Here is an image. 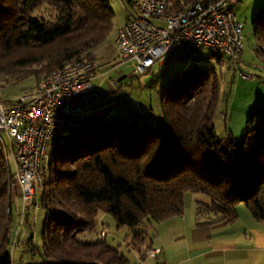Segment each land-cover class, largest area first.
<instances>
[{
  "label": "trees",
  "instance_id": "trees-1",
  "mask_svg": "<svg viewBox=\"0 0 264 264\" xmlns=\"http://www.w3.org/2000/svg\"><path fill=\"white\" fill-rule=\"evenodd\" d=\"M167 1L181 10L195 0ZM43 3L56 8V18L32 16ZM113 17L110 0H0V48L35 50L13 64L39 66L21 77L34 75L36 88L67 62L94 60L93 50L105 40ZM252 25L256 39H264V6ZM211 52L210 57H222ZM16 73L22 71L0 68V76ZM218 95L215 67L193 66L162 87V124L139 127L99 113L81 115L77 127L48 145L42 185L31 203L45 211L43 248L39 251L28 235L18 263L11 253L16 242L4 231L11 214V174L0 145V264H21L24 255L37 250L47 264H139L106 242L105 233L92 238L97 218L108 214L116 227L136 230L181 215L191 192L209 197L204 210L211 213L210 223L234 222L240 203L255 221L264 222V107L250 112L241 141L218 138L213 124ZM202 209L198 204L196 216ZM145 233L135 231L128 244L132 250L148 248L144 255L151 256Z\"/></svg>",
  "mask_w": 264,
  "mask_h": 264
},
{
  "label": "rangeland",
  "instance_id": "rangeland-1",
  "mask_svg": "<svg viewBox=\"0 0 264 264\" xmlns=\"http://www.w3.org/2000/svg\"><path fill=\"white\" fill-rule=\"evenodd\" d=\"M110 3L114 17L105 40L93 50L94 60L97 62L109 60L111 63H115L113 62L116 59L114 39L128 14L133 12L132 4L130 5L127 0H110ZM262 6H264V0H237L233 5V12L238 21L242 23L243 52L239 68L241 71L253 75V80L243 79L227 63L216 62L214 57L209 56L212 52L208 49L193 52L184 58L172 55L164 57L160 60L161 64H154L151 71L138 76H130L131 63H120L113 68L112 64L108 63L92 80L94 90L80 98L82 116L88 117L99 113L102 115L101 118H121L139 127L162 124L160 92L164 84L193 66H214L219 80L218 102L213 116L215 134L218 138L227 136L234 141H241L247 131V118L250 112L257 105L264 107V39H256L252 25L253 17ZM32 16L39 19H54L57 16V10L51 4L43 3L32 13ZM33 53L35 50L33 52L28 47H12L10 50L0 48V68H10L18 73L20 70L22 71V74L0 76V102L8 103L17 99L23 92H32L35 89L36 78L34 75L21 77L33 73L39 66L18 68L13 64L21 57ZM117 71H120L124 77L118 78ZM146 108L147 110H142ZM9 165L13 172L14 161L11 156H9ZM16 189V186H10L9 189L11 214L8 216L7 227L4 228V231H6L9 240L16 242L11 253L15 262L18 263L19 254L26 249L28 235L32 237L34 246L42 251V226L45 220V211L39 203L35 206L31 204L26 212L28 221L25 222L27 214L21 212V197L14 201L12 199ZM209 202V197L201 193H187L181 215L161 222L145 223L137 227L136 230H130L125 226L116 227L110 215L101 213L97 218V231L91 236L92 238L97 237L99 231L101 236L103 230L106 242L117 246L131 262H138V251L132 250L128 244L131 243L130 240L135 231H145L148 243L151 241L154 245H161L160 243L163 242H175L176 237L181 234V227H243L248 223V218L252 217L248 208L240 203L237 206L238 217L234 222L210 223L207 218L211 213L204 210ZM198 204L203 209L196 216ZM38 250L32 257L24 255L21 264H47L41 258ZM161 259L162 257L158 256V260L154 261L158 262ZM147 261H151V258L147 257Z\"/></svg>",
  "mask_w": 264,
  "mask_h": 264
},
{
  "label": "built area",
  "instance_id": "built-area-1",
  "mask_svg": "<svg viewBox=\"0 0 264 264\" xmlns=\"http://www.w3.org/2000/svg\"><path fill=\"white\" fill-rule=\"evenodd\" d=\"M130 1L133 12L114 39L118 63L132 64L130 76L145 73L164 57L184 58L208 49L222 56L216 58L219 64L254 79L239 68L243 42L242 23L233 12L237 0H195L181 10L171 9L167 0ZM99 69L93 59L67 62L32 92H23L11 104L0 102V145L5 159L13 158V172L7 163L10 186L20 189L23 214L42 185L49 143L80 124V98L94 90L91 82ZM158 252L155 248L148 254Z\"/></svg>",
  "mask_w": 264,
  "mask_h": 264
},
{
  "label": "crops",
  "instance_id": "crops-1",
  "mask_svg": "<svg viewBox=\"0 0 264 264\" xmlns=\"http://www.w3.org/2000/svg\"><path fill=\"white\" fill-rule=\"evenodd\" d=\"M114 53L115 63L109 60L98 62L99 71L108 63L112 64V68L119 64L115 46ZM116 76L124 77L120 71H117ZM16 188L13 201L20 198V189ZM180 233L175 242L154 245L150 241V249H160L155 256L144 255L149 250L146 247L142 251L134 250L139 252L138 263L264 264V222H257L252 217L248 218V223L243 227H181ZM158 256L162 257L160 263L155 262ZM147 257L151 261L146 262Z\"/></svg>",
  "mask_w": 264,
  "mask_h": 264
}]
</instances>
